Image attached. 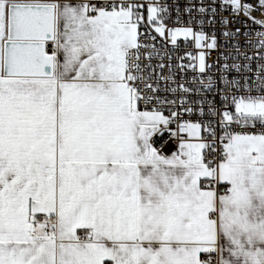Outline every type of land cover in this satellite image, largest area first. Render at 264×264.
I'll return each instance as SVG.
<instances>
[{
    "label": "snow or ice",
    "instance_id": "obj_1",
    "mask_svg": "<svg viewBox=\"0 0 264 264\" xmlns=\"http://www.w3.org/2000/svg\"><path fill=\"white\" fill-rule=\"evenodd\" d=\"M219 7L264 27L252 15L264 0ZM167 11L155 0H0V264H264V96H232L235 114L209 102L220 134L165 115L177 101L159 95L160 81L192 90L170 86L152 63L166 53L141 36L192 38L200 51L185 57L200 73L203 49L217 48L191 21L169 28ZM209 11L213 23L216 8H198ZM234 22L220 20L224 37L240 34Z\"/></svg>",
    "mask_w": 264,
    "mask_h": 264
},
{
    "label": "built area",
    "instance_id": "obj_2",
    "mask_svg": "<svg viewBox=\"0 0 264 264\" xmlns=\"http://www.w3.org/2000/svg\"><path fill=\"white\" fill-rule=\"evenodd\" d=\"M161 6H166L168 11L165 14V23L169 28L189 26L191 21V27L194 31H203L208 36L215 34L217 39V48L209 50L203 49L206 53V67L204 73L199 72L198 61L191 60L185 57L186 53H191L192 56H197L200 49L195 47V41L192 38L185 40L183 37L177 39L176 45L170 44L164 37L159 36L153 32L156 36V40L152 41L148 36H141L142 42L155 43L156 48L159 51L165 52L164 57H156L153 59V64L163 63L165 67L163 69H157V72L163 75H172L174 83H170L171 87H177L183 83L185 87L192 91L182 93L179 90L175 93L167 91L169 82L160 81L161 91L159 95L167 100H176L177 103L174 106H165V115L169 114V107L171 110L180 111L181 119L191 122H211L213 127L217 129V133H221L219 127L220 115H214L209 112V102L214 112L222 113L227 110L235 114V108L232 104V96H264V88L261 87V78H264V48H258L256 46L257 41L260 39L256 35L257 32H264V27L253 24L250 20H247L242 14L239 17H234L229 8L228 11H221L219 4L220 0H155ZM204 6L205 8L215 7L214 13L215 22L210 23L209 19L213 15L210 11L207 13H199L198 8ZM193 8L190 13L185 11L186 8ZM145 18L147 16L146 9L144 10ZM252 15L258 19H264V15L259 11H253ZM222 18H228L230 20L235 19L234 23H230L227 27L229 30L234 31L236 28H240L241 32L235 37H224L222 31L224 25L220 23ZM203 21L202 24L198 21ZM246 25V26H245ZM150 28L141 26L140 32L145 33ZM247 33V35H245ZM247 42V43H246ZM143 51V50H142ZM171 57V60L168 59ZM180 57H185L181 60ZM246 57H251L247 59ZM171 64V68L167 65ZM184 64L185 68L181 70L178 65ZM196 64L197 67L193 70L189 65ZM236 64L237 69H223V65ZM247 65V67H244ZM209 77L211 78L212 87L205 89L203 84L209 83ZM235 79L238 81V86L225 87L230 81ZM223 81V82H222ZM203 82V84L201 83ZM245 82L248 87L246 88ZM184 97V106L191 107L192 112L182 111L180 105V98ZM227 99H223V97ZM227 106V107H226ZM143 107V106H142ZM203 108V112L200 109ZM171 127L175 128L173 124ZM260 124L257 123L255 128L251 126L241 127L237 124H232L229 128L235 132H253L259 131ZM203 134V133H202ZM187 138V134H183ZM164 141H167L165 151H171L175 149V145L178 141L171 139L167 134L164 136ZM192 142H195L193 139ZM160 141H157V146H160Z\"/></svg>",
    "mask_w": 264,
    "mask_h": 264
},
{
    "label": "crops",
    "instance_id": "obj_3",
    "mask_svg": "<svg viewBox=\"0 0 264 264\" xmlns=\"http://www.w3.org/2000/svg\"><path fill=\"white\" fill-rule=\"evenodd\" d=\"M105 264H111V262L110 261H105Z\"/></svg>",
    "mask_w": 264,
    "mask_h": 264
}]
</instances>
